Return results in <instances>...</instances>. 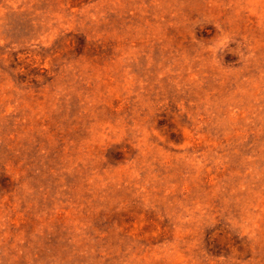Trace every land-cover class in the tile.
<instances>
[{
	"label": "rangeland",
	"instance_id": "rangeland-1",
	"mask_svg": "<svg viewBox=\"0 0 264 264\" xmlns=\"http://www.w3.org/2000/svg\"><path fill=\"white\" fill-rule=\"evenodd\" d=\"M0 264H264V0H0Z\"/></svg>",
	"mask_w": 264,
	"mask_h": 264
}]
</instances>
